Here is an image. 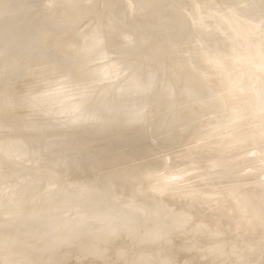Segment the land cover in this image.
Here are the masks:
<instances>
[{
	"label": "bare ground",
	"instance_id": "bare-ground-1",
	"mask_svg": "<svg viewBox=\"0 0 264 264\" xmlns=\"http://www.w3.org/2000/svg\"><path fill=\"white\" fill-rule=\"evenodd\" d=\"M5 192L0 264H264V0H0Z\"/></svg>",
	"mask_w": 264,
	"mask_h": 264
},
{
	"label": "rangeland",
	"instance_id": "rangeland-1",
	"mask_svg": "<svg viewBox=\"0 0 264 264\" xmlns=\"http://www.w3.org/2000/svg\"><path fill=\"white\" fill-rule=\"evenodd\" d=\"M101 6H102V7H101ZM97 7L104 9V8H103V5H100V6L98 5ZM7 12H8V11H7ZM7 12H6V13H7ZM9 14H10V12H9ZM136 16H137V15H136ZM136 16H135V17H136ZM138 17L140 18L141 16L138 15ZM138 17H137V18H138ZM137 18H135L134 20H137ZM139 18H138V20H139ZM84 21H85V20H84ZM9 25H10L11 27L15 26L14 23H13V25H12V24H9ZM80 26H81V28H82V25H80ZM84 26H86V24H84ZM82 29H83V28H82ZM78 38H80V36H79ZM17 41H19V39H18ZM76 41H77V38H76ZM56 48H57L56 45L50 44V45H47V46L45 47V50H50V51H52V50H55ZM72 57H73V55H71V53H70L69 56H68V58L71 59ZM114 57H116V54H115V53H113V54H109V55L106 57V60L112 59V58H114ZM8 58H9V57L7 56V59H8ZM98 62H99V61H97V63H98ZM92 64H96V61H95V63H92ZM92 64H91V65H92ZM159 72H160V71H159ZM57 76H58V75H57ZM123 76L125 77V75H122V77L119 78V79L121 80V79L123 78ZM53 77H54V80H55V79H56V80L59 79V77H58V79L55 78V75H54V76L52 75V78H53ZM31 78H33V76L29 78V81L32 80ZM50 78H51V76H50ZM30 79H31V80H30ZM33 80L35 81V78H34ZM33 80H32V83L30 82V83L32 84V85L30 84L31 86H33V84H34V83H33V82H34ZM48 80H49V79H48ZM48 80H45V83H46V81H48ZM54 80H50V81L52 82V81H54ZM116 80H117V79H116ZM50 81H49V82H50ZM43 82H44V81H43ZM43 82H42V83H43ZM49 82H47V83L50 84V85H48L47 83H46V84H45V83H43V84L41 83L42 85L40 84L39 86H41L40 88L45 89L47 92L50 91L49 94H51V91H52V93H53V89H57V88H58L57 85L59 86V83H58L59 80L57 81V83H56V82H52V84H51V82H50V83H49ZM102 82L104 83V81H102ZM53 83H54V85H53ZM55 83H56L57 85H56ZM161 83H162V82H161ZM161 83H159V84H161ZM162 84H163V83H162ZM55 85H56V87H55ZM31 86L29 87L30 89H31ZM44 86H45V88H44ZM46 86L48 87V90H47V87H46ZM52 86H53V89L50 90L49 87L52 88ZM54 87H55V88H54ZM60 87H61V86H60ZM38 88H39V87H37V89H38ZM61 88H62V87H61ZM58 89H59V88H58ZM65 89H69V87H65ZM32 90H33V89H32ZM46 91H45V92H46ZM54 91H55V90H54ZM47 92H46V93H47ZM47 94H48V93H47ZM69 96H70V95H69ZM71 96H72V94H71ZM71 96H70V97H71ZM72 97H73V96H72ZM169 110H172V109H169ZM173 110H174V109H173ZM173 110H172V111H173ZM166 111H167V113H168V110H166ZM166 111H164V112H165V113H164L165 115H166ZM172 111H171V112H172ZM29 113L31 114L32 112H28V114H26V117H25L26 119H27V117H29V115H30ZM174 113H175V111H174ZM53 114H54V113H53ZM53 114H49V116L47 115L46 118L49 117V119H50V118L54 119V117H51V116H50V115H53ZM152 114H153V113H152ZM164 114H162L161 116H165ZM169 114H170V115H171V114L174 115L173 113H170V111H169V113L167 114L169 117L166 115V117L169 118L168 120H170V117L172 116V115L170 116ZM32 115H33V114H32ZM54 115H55V114H54ZM54 115H53V116H54ZM150 116H151V115H150ZM150 116H149V117H150ZM152 116H153V115H152ZM161 116L159 115V116H154V117H155V118L157 117L158 119H160ZM56 117H58V116H56ZM56 117H55V118H56ZM166 117H161V119L163 118V119H162L163 123L165 122V120H166V122H168L167 119H165ZM172 117H173V116H172ZM172 117H171V118H172ZM155 118L152 119V117H151V119H152L153 121L155 120ZM157 118H156V121H155V122H153L152 120H150V119L148 118V120L151 121V122L148 121V122H149V125H150L151 123H155V124H156L157 121H158ZM28 119H29V118H28ZM161 119L159 120V122L161 121ZM164 119H165V120H164ZM172 119H173V118H172ZM172 119H171L170 121H173ZM159 122H158V123H159ZM142 123H143V121H142ZM101 124H103V123L100 122V125H101ZM140 124H141V123H140ZM146 124H147V122H146ZM156 125H157V124H156ZM151 126L153 127V124L150 125V127H151ZM150 127L147 128V129H151V130L148 131V133H147L148 138H149V135H148V134H150V137H151V133H152V129H153L152 127H151V128H150ZM150 132H151V133H150ZM167 133H168V132H167ZM167 133L165 132L164 134H167ZM104 135H105V134H104ZM167 135H168V134H167ZM153 136H154V135H153V133H152V138H153ZM168 136H169V135H168ZM168 136H167V137H168ZM164 137H165V136H163V138H164ZM152 138H151L150 141L153 142V141L156 140V138H154V140H153ZM165 138H166V137H165ZM149 139H150V138H149ZM157 143H158V142H157ZM157 143L155 142V143H153V145H155V144H157ZM150 156H151V155H150ZM152 156H153V155H152ZM4 194H5V195H4ZM4 194H3V196L0 198V201H1V202H4L5 199H7V192H5ZM104 206H105V205H104ZM141 217H142V216H141ZM142 218H143V217H142ZM186 224H187L188 226H190L189 224H191V222H190L189 224H188V223H186ZM186 224H185V226H186ZM185 226H183V227H185ZM183 227H182V228H183ZM182 228H180V229H182ZM188 228H189V229H188ZM185 229H186V230H191L190 227H187V226L185 227ZM185 229H183L184 231H183V230H182V231L185 232V231H186ZM172 230L176 231L177 229L175 230V228H174V229L172 228V229L170 230V232L173 233V235L171 234L173 237H175V234H178V235H177L178 237H179V233H180V235H181V232H182L181 230L178 229V230H179V233H177L178 230H177V232H174V231L172 232ZM183 232H182V233H183ZM188 232H189L190 235L187 234ZM202 232L204 233V232H207V231L204 229V231H202ZM228 232H229V231H228ZM199 233H200V234H199ZM199 233L197 232V234H196V235H200V236H198V237L195 235V233H194V235H192V232H190V231H187L186 233H184V234H187V235H183V234H182L181 237H179V239H178L177 236L175 237L176 239L173 238L172 236H171V237L175 240V242H174L173 239H172L173 243H178V241L181 240V239H185V241H186V240L189 239V237L191 238L192 236H194V237H196V238H199V237H200V239H199L200 241H199L198 243H197V241L194 239V240H195V243H196V245H198V248H199V249L197 248V246H196L195 244H194V245H191V246H193L194 248H197L198 250H200V251H198V253L201 252L202 247H203V249H204V248L206 249V250H204V251H203V249H202V254H201V255H202L203 257H205L206 259L208 258V262H209V260H210V258H211V261L208 263L206 259H204L203 257H201V255H200V258H201V259L199 258L198 260H201V261H202V260L204 259V261H205L207 264H214V262H215V264H217L216 261L218 262V264H220V263L222 262L223 259H224L223 262H224L225 264H230V263H229L230 261H231V264L234 263V262L237 263V262L240 260L239 257H237V256H235V255H232L233 258L236 257V258L234 259V260H235L234 262H232V261H233V260H232L233 258H232V259L230 258L231 260H227V259H229L227 256H225L226 259H225V257H222L221 260H219V259H220L219 257H220L221 255H220L217 251H216L217 253L214 252V251L211 252V249L206 248V247H207L206 244L203 243L204 240L206 239L205 236H206L207 238H209V235H208L207 233H204V235H203V233L201 234V232H199ZM229 234L232 235L231 233H229ZM191 235H192V236H191ZM183 236H184L185 238H182ZM188 236H189V237H188ZM203 236H204V239H203ZM201 237H202V238H201ZM232 237H233V236H232ZM118 238H119V237H118ZM192 238H193V237H192ZM192 238H191V239H192ZM177 239H178V241H177ZM201 240H202L203 242H202ZM183 241H184V240H183ZM181 242H182V240H181ZM200 242H202V243L200 244ZM205 242H207V241H205ZM118 243H119V242H118ZM118 243H117V245H118ZM127 243H128V242H127ZM208 243H209V242H208ZM203 244H205V245L203 246ZM115 245H116V243H115ZM126 245H128V244H126ZM131 245H132V244H131ZM195 246H196V247H195ZM132 247H133V248L135 247L134 249L137 248L136 245H132ZM133 248H131V249H133ZM191 248H192V247H191ZM189 249H190V248H189ZM197 249H195V250L197 251ZM207 249H208V251H210L209 253H215V254H218L219 256H214V254H209V256L207 255L208 257L205 256V253H204V252L207 251ZM184 250H185V249H184ZM184 250H183V251H184ZM192 250H193V251H192ZM192 250L190 249L188 252H190V251H191V252L188 253L187 255H190V254H191V255L198 254V253H196V251H194V249H192ZM132 251H133V250H131V252H132ZM185 251H186V250H185ZM131 252H130V253H131ZM181 252H182V251H181ZM194 252H195V253H194ZM182 253H183V252H182ZM182 253L179 252V255L182 254ZM186 253H187V252H186ZM186 253L184 252L183 254H186ZM192 253H193V254H192ZM203 253H204V254H203ZM206 254H208V252H206ZM179 255H177V257H175V258H177V260L175 259V262H173V261L170 262V261H169V264H171V263H173V264L180 263V262H177V261L183 259V255H181V257H180ZM211 255H212V257H211ZM178 256H179V259H178ZM213 256H214V257H213ZM232 256H231V257H232ZM217 257H218V258H217ZM186 258H187V257H185V255H184V260H183V262H184V261H187V260H185ZM214 258H216L217 260H215V261L213 262L212 259L214 260ZM187 259H188V258H187ZM236 259H237V261H236ZM238 259H239V260H238ZM71 260L74 261L75 259H71ZM71 260L66 261V264H71V262H72ZM195 260H197V259L195 258ZM195 260H193L194 263H195ZM218 260H219V261H218ZM225 260H227V261H225ZM248 260H249V258H248ZM70 261H71V262H70ZM98 261H99V260H98ZM181 261H182V260H181ZM188 261H189V259H188ZM188 261H187V262H188ZM201 261H200V262H201ZM204 261H203V262H204ZM74 262H75V261H74ZM74 262H72V264H78V262H75V263H74ZM166 262H167V261H166ZM176 262H177V263H176ZM183 262H181V264H182ZM191 262H192V261L190 260V261H189V264H190ZM203 262H202V263H203ZM205 262H204V263H205ZM212 262H213V263H212ZM219 262H220V263H219ZM223 262H222V264H224ZM240 262H241V261H240ZM97 263H99V262H97ZM194 263H191V264H194ZM64 264H65V263H64ZM142 264H143V263H142ZM145 264H147V263H145ZM148 264H149V263H148ZM164 264H165V263H164ZM166 264H167V263H166ZM183 264H187V263L184 262ZM195 264H196V263H195ZM234 264H235V263H234Z\"/></svg>",
	"mask_w": 264,
	"mask_h": 264
}]
</instances>
